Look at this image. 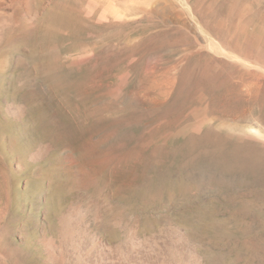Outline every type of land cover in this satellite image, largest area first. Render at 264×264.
<instances>
[{
	"label": "rangeland",
	"instance_id": "1",
	"mask_svg": "<svg viewBox=\"0 0 264 264\" xmlns=\"http://www.w3.org/2000/svg\"><path fill=\"white\" fill-rule=\"evenodd\" d=\"M0 264H264V0H0Z\"/></svg>",
	"mask_w": 264,
	"mask_h": 264
}]
</instances>
